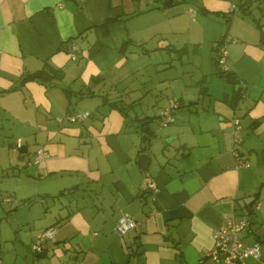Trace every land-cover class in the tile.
I'll use <instances>...</instances> for the list:
<instances>
[{"label": "crops", "instance_id": "0c3cea01", "mask_svg": "<svg viewBox=\"0 0 264 264\" xmlns=\"http://www.w3.org/2000/svg\"><path fill=\"white\" fill-rule=\"evenodd\" d=\"M241 1L0 0V235L6 205L27 249L55 230L0 264H218L206 254L233 213L262 253L239 264H264V0ZM222 42L236 83L212 64ZM123 212L140 229L121 233Z\"/></svg>", "mask_w": 264, "mask_h": 264}, {"label": "built area", "instance_id": "2783aa9c", "mask_svg": "<svg viewBox=\"0 0 264 264\" xmlns=\"http://www.w3.org/2000/svg\"><path fill=\"white\" fill-rule=\"evenodd\" d=\"M182 1V0H179ZM246 0H242L239 5L233 6V11H239L241 7L245 4ZM190 13L194 15L193 10H190ZM229 51L227 48V43L222 42L219 45V51L217 54V62L220 71H227V59H228ZM178 107V103L176 101L171 102L170 106L163 110L161 113V124L163 126H167L171 122L175 120L174 111ZM91 113L89 111H80L70 114L68 119L71 122H82L87 119ZM241 129L242 124L239 118H235L233 120V128H232V138L234 144L241 143ZM23 143L22 138H18L15 141V148H19ZM233 153L237 157V168L248 167L250 164L248 161L244 160L239 151L235 148ZM49 157V152L45 148H39L36 150L33 163L34 165H40L43 160ZM142 189L147 191L157 192V188L152 182H144L142 184ZM5 201L11 202L13 199L11 197H5ZM254 207L256 211H261L262 209V201L257 200L254 203ZM250 224L249 219L247 217H237L236 214H230L226 217L225 222L215 231L214 233V246L213 248L206 254V257L211 258L218 264H239L245 257L253 256L260 257L262 255L260 244L258 242H254L251 244H246L242 240V232L243 230ZM143 224L136 220L131 214L127 212H123L118 219V230L121 233H126L130 230L140 229ZM55 230L53 227H48L42 231H40L34 241L31 244V248L33 252L39 253L42 252L45 248L46 242L52 240L54 238ZM202 261V260H201Z\"/></svg>", "mask_w": 264, "mask_h": 264}, {"label": "rangeland", "instance_id": "374dc122", "mask_svg": "<svg viewBox=\"0 0 264 264\" xmlns=\"http://www.w3.org/2000/svg\"><path fill=\"white\" fill-rule=\"evenodd\" d=\"M180 9H182V7H180ZM17 201H19V200H17ZM15 205L17 207H20V206H22V203L16 202L14 204V206ZM4 207H5L4 208L5 214H3L4 217H1V219L4 218V223L11 226V231L9 233L6 231L7 226L4 225V229H6V230L3 234V237H1V235H0V246H2L0 254L3 257L4 262L12 260L15 254L21 253V252H23V254H25V255H28L30 258H33L34 254H33L32 248L27 249L25 243L23 242L25 240H23V241L20 240V232H19L18 227H21V225L17 226L14 218H13V220H14V223H13V221L11 220L12 213H10V214L8 213V210L10 209L11 206L6 205ZM4 255H6V256L4 257Z\"/></svg>", "mask_w": 264, "mask_h": 264}, {"label": "trees", "instance_id": "16d2710c", "mask_svg": "<svg viewBox=\"0 0 264 264\" xmlns=\"http://www.w3.org/2000/svg\"><path fill=\"white\" fill-rule=\"evenodd\" d=\"M114 19H108V20H106L104 23H102V26H105V25H107L109 22H111V21H113ZM72 40V39H71ZM222 41V40H221ZM99 45V46H98ZM98 45H96V46H93L92 48H91V54H94V53H96L99 49H101V44H98ZM216 64H217V62H216ZM49 68H50V70H49ZM46 71V73L48 74V78H50V77H55V76H57V75H59V70H55L54 68H51V67H49L48 66V69L47 70H45ZM52 72V74H53V76L52 75H50V73ZM44 71L43 70H41V71H38V72H36L35 74H32V75H30L29 77H26L25 79H27V78H36V79H44ZM218 74L219 75H221V76H225L226 78H227V80L228 81H231V83H232V81H234L235 83H236V81L234 80V78H233V73H231V72H227V71H225V72H223V71H218ZM45 78H47V77H45ZM47 78V79H48ZM236 95L232 98V101L230 102L231 103V105L233 106V107H236V105H235V103H234V101H235V99H236ZM240 97V96H239Z\"/></svg>", "mask_w": 264, "mask_h": 264}, {"label": "water", "instance_id": "95a60500", "mask_svg": "<svg viewBox=\"0 0 264 264\" xmlns=\"http://www.w3.org/2000/svg\"><path fill=\"white\" fill-rule=\"evenodd\" d=\"M218 51H219V47H216L215 48V52L213 53V62H212V64H214V66H215V62H216ZM146 159L149 161V155L146 154V153L142 154L141 157H140L141 162L145 161Z\"/></svg>", "mask_w": 264, "mask_h": 264}]
</instances>
